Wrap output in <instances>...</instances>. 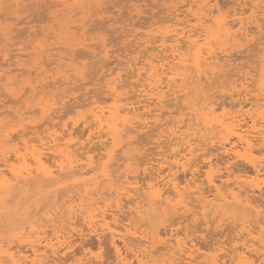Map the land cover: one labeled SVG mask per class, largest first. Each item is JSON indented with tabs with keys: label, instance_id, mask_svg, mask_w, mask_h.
I'll return each mask as SVG.
<instances>
[{
	"label": "bare ground",
	"instance_id": "6f19581e",
	"mask_svg": "<svg viewBox=\"0 0 264 264\" xmlns=\"http://www.w3.org/2000/svg\"><path fill=\"white\" fill-rule=\"evenodd\" d=\"M24 1L25 0H3L5 4H10L12 8L15 7L13 10L15 14L17 13V11H19L18 9H20L19 7L23 5L22 3ZM32 1H30V3ZM34 1L36 5L33 4ZM34 1L32 2V4L35 6L38 5L37 2L39 3V1H41V4H43L42 1L44 2V0ZM47 1L50 5H48L47 7L46 5H43L44 8L46 7L48 9L50 6H55L60 8L62 7L60 10H67L66 16L70 18H67L66 22L61 25V31L64 33H61V35L65 36L69 34L70 36V24L77 23V21L80 22V24L77 23L78 26L74 24L75 27H78L76 28V32H78L77 29H81L83 27L85 23L84 21L86 17H88L86 16V12L88 9H90H86V6H89L90 3L91 5L92 3H95L97 6V4H100L99 2H103L105 0H45L44 4H46ZM184 1L185 0H180L179 3L184 4L185 2H187ZM232 1H234V3ZM232 1L231 2L234 6L232 7V9H230L231 11L229 10L230 12L227 11V13L229 12L230 15L225 16L226 23L223 26H220L219 24H215L214 11L218 14L222 12V7H212V5H217L220 3H211V0H188V2L185 4L186 7L184 9H180L181 5H177V0L176 2L175 0H162L163 9H161L166 14H163V17H159V19L164 25L156 28V30L155 28H153L154 30L149 29L137 31L136 29H131L129 30V32L127 31L126 36L130 37L131 39H127L130 43H126L134 47L130 48L126 44L127 47H125V49L127 50L129 48V50H127L124 55V51L121 52L122 56L120 57V59H116V64H113V67L104 69L103 73L101 71L102 75H99L100 77L98 79L95 78V81L97 82L93 81V76H91V79H93L92 82L90 79V81L87 80L89 81L87 82L85 80L87 78L84 77H89V73L86 75L88 71L87 69L90 70V68L92 67L93 70H95L93 64L97 59L90 60L92 62L94 61L93 64L91 63V65L93 66L90 67L89 65L90 68H87L85 63L80 64L81 62L79 63L78 60H76V57H80V55L82 53L84 54L85 51L82 52V50H79L80 54L78 53L79 55L77 54L75 56L74 53V57L69 54L71 53V50H74L70 47H78V45H80V47L85 46L84 44L88 43L87 41H85V38H77V41L73 45L70 43L71 45L69 46V51H67L68 49H65V51L68 52V55L65 56L67 53L65 55H61L60 52L57 53L56 50L53 53V46L52 48L49 47L51 46L53 41L47 38L51 35L47 36V34L43 32L45 37H47L44 38V40L46 39L45 42H43L44 44L35 47L36 51L34 52L38 54H34V56L36 55L37 57V59L34 60L35 62L32 59L34 58L32 56L33 49H30V52H27L28 46L26 47L25 51V48H23L22 44V48L20 47L21 52H27L29 54L27 58L32 57L30 59V62L32 61V63L34 62V64L30 63L29 65H33L34 69L33 66L32 68H29V60L25 58L27 60L25 61L28 63L23 62L24 67H26L27 65L29 69L24 71L27 68L26 67L25 69L23 68L24 70H19L27 73L26 75L28 76H31L33 72H35V76H37L36 74H38V72L45 73V75H43L44 77L40 81H32L34 78L33 76L31 77V80L29 79V77H26L27 79L23 77L25 79H23L24 81L22 80L23 83L18 82L21 81V78L17 79L18 81L15 83L9 74L11 71L3 69L2 66V68L0 67V86L4 89L3 92L5 91L6 94L10 95L9 97H12L13 100H16V98L20 97L19 94L22 91L23 94L27 90H30L31 93L30 97H27L25 99L20 98V101L17 100L16 102H14L15 104H19L17 105V107L10 108L13 104V100H10V103H12L10 107H8V105L7 109L3 108L4 110H8V108L10 109L9 112L7 111V113L11 115V118L9 117L10 119L0 120V150H2L4 153V155H0V170H8V175L11 176L13 166H15V171L18 173V175L14 177L11 185L5 188H0V205L3 199L7 197L8 194H10L11 190H13L14 186H16L18 183H20V186H22V184L23 186H31L32 182L40 180L48 182L51 185L60 186L66 178H73L75 180L82 179V177L86 173L90 172V170H93L96 167V162H99L100 159L104 157V155L107 156V159L106 162L102 163V172L100 173H102L101 176L103 179L105 178L106 180L111 181V184L108 187H102L101 185H99V183L101 184V179L100 182L99 180H97L99 183H94V181L92 182V180L89 179L91 183L88 184V180L85 182L83 181V184L85 186L83 185L81 188L77 187V189L74 190L66 188L68 190L65 189L66 193L64 194V198L62 199V204H58L59 206L57 205L55 206V208L53 206V214L51 213V216L45 214L47 215V217L45 216L46 225L44 226L47 228L48 226L51 227V229H48V231L50 230V233L46 234V229H40L42 224L40 226L37 225L39 226L40 230L36 231L35 233L38 234L40 232V234L42 233L43 235H37V237H35L34 239L26 242V251H24L23 248L16 249V247L15 251H9L6 248H2V243L0 246L3 250L0 248V253L6 252L7 255L0 254V262L11 260L20 261L27 257L25 264H57V261L61 262V260H63L66 255H68V253H72L77 243V241L75 242L73 239L74 235L82 239L84 236H81V232H84L85 228H87V231L91 233H96L99 229L100 231L95 235L99 236V234H103L109 236V242L113 248L115 256L114 261L116 260L115 264H125V262H127V264H141V262H144V264H150V262L151 264H193V262H195V264H233L234 261L241 258L242 253L247 255L249 259H255L257 261L260 259V250L262 246H264V243H262L263 240H261V228H264V224L261 223V220L264 219V217L260 216L259 218H252L250 217V215L248 216V214L250 212H254L251 214H253L254 216H259L258 213L262 208H264V195H262V189L264 188H260L261 185L259 186L258 183L260 176H262L261 171L260 168L256 167L258 164L256 165V161H254L255 166L252 165L254 167V169L252 168V170H254L253 174L247 175V172L244 175H234L233 172H235V170L233 171V167L231 168V165L233 164L231 162L238 158L237 153H240L242 155L246 154L249 157L254 150L260 152V146L264 144V123H262V120H264V90L261 89V82L262 80H264V66L261 68V79L258 80L257 83V89L259 92L255 93L256 91H253L254 88L252 90L248 89V84H250L248 82L253 81V76L250 75L251 71L247 72L246 70L248 69H245L244 71L243 66L233 67L234 62H230V60H232L233 58H228L230 55L224 53V51H226V47L224 48L223 45L219 44V42L225 44L227 40H230V42L232 44H235V46L237 47L251 41H253L254 43L255 39H253L252 37H255L256 34L260 35L259 28L257 27L255 22L249 25L248 20L251 17L249 15L244 16V14L245 12H248L249 14L252 13L253 9L251 5L259 6L261 0ZM109 3L106 5H109ZM148 3L150 2L148 1ZM26 4H28V2H26ZM201 5H207V7L201 8ZM245 5H249V7L245 8ZM110 7L111 6H109V8ZM23 8L24 7H22V9ZM92 8L94 9L95 6H92ZM8 9L9 8L6 9L8 12L12 11V9L10 11ZM103 9L104 8H102V11ZM105 9H107V7ZM161 9H156L158 12L157 16L159 15V11H161ZM3 10L0 9L1 12ZM38 10L36 11L35 9V12L37 13ZM42 10L43 8H41L40 11ZM57 10L55 9L54 11H52L53 15H51L50 13H47V15H51V17L54 16L56 18V16L58 17V15L56 14H59L58 12L56 13ZM133 10L135 11V15L138 18V16L141 14V9L138 10V6L134 5ZM146 10L144 12H146ZM72 11H74L73 14L75 15L82 14V16L79 17V20L78 18L76 20L71 19L73 17V14L71 13ZM92 11H90V13H92ZM43 13L45 12H42V14ZM120 13H117L119 14L118 19L120 18ZM256 13L258 19L259 7H257L256 9ZM32 14H34L35 16V13L32 12ZM37 14L38 17L40 14V16L44 19L47 17V15L45 17L44 14L42 16L41 12H38ZM149 14L148 16L150 19L148 21L153 18L150 17L151 14ZM210 14L212 15L211 21H209ZM13 16L11 15L10 18H7L12 19L11 17ZM18 16L19 14H17L16 17ZM142 16L139 17L141 18V20H138L136 18L138 22L142 21ZM228 16L233 17V19L231 18L232 21L228 19ZM16 17L15 20H17ZM68 19H70L69 22H67ZM241 19H243L244 27L239 32H237V29L240 28ZM18 20L22 21V18L19 17ZM87 20L88 18L86 19V21ZM116 20L117 19H115L114 21ZM19 21H17V24L20 23ZM51 21L49 22L48 26H50ZM90 21L93 22V20ZM104 21L107 22L108 20ZM130 21L131 20H129V22ZM205 21L209 22L205 23ZM56 22L54 23L56 24ZM129 22L125 24L129 25ZM156 23L158 22L156 21ZM149 24L154 23L150 22ZM25 25L27 26V24ZM132 25L134 26L136 24L132 23ZM235 25L237 26V28L233 30V26ZM100 26L101 25H99V27ZM6 27L7 26H5L4 29H6ZM24 28L25 26H23L22 32H25L26 28ZM92 28H94V26L91 27V29ZM105 28L107 27L105 26ZM114 28L117 29V27ZM12 29H15L16 32V27L14 28L13 26ZM17 29H20L19 32L21 31V28L17 27ZM3 30L0 32H8V30ZM45 30H47L46 27ZM56 31L58 30L56 29ZM74 31H72L71 34H73L74 39H76L77 35L76 33L74 34ZM87 31L85 33L86 35L88 34ZM95 32H97V30ZM107 32L109 33L108 29L106 33ZM125 32L126 31H124L123 33ZM120 33L122 32L120 31ZM120 33L118 34V36L120 35ZM54 34L56 36V32ZM20 35L22 34L19 33V36ZM61 35L58 34V36ZM123 35L125 36V34ZM7 36H9L8 33L4 38L8 39L9 37ZM109 36L111 37L112 34ZM74 39L72 41H75ZM118 39H116L117 44L119 42ZM1 40L2 39L0 38V42ZM47 41L52 42L47 43ZM112 41L114 42L115 40ZM113 42L111 43L109 41L111 45H113ZM97 43L99 44H95L100 48L97 50L98 47H93V49L95 50V53L97 51L99 52V54L101 53L100 55L103 57L104 61V58L110 56L109 54L111 53L108 54V52L112 49L108 50L107 44L104 40H100ZM6 44L9 45V43ZM228 44H226V46ZM258 44H261V42H259ZM55 45L57 46L56 43ZM120 45L122 46V44H119V46ZM250 45H255V43ZM62 46L60 47L62 48ZM60 47L58 46L57 48L59 49ZM67 47L68 46H66V48ZM85 48L86 47H84V50ZM76 49L75 51H78V49ZM88 49L90 50V47ZM217 49H219L220 51H217ZM15 50V52H17V49ZM244 50H242L243 54ZM18 51H20V49H18ZM118 51H120L119 48ZM118 51L115 52L117 53ZM86 52L89 53L88 50ZM248 52L247 54H249ZM8 54L10 53L8 52ZM11 54L13 53L11 52ZM15 54L16 53H14V55ZM23 54L21 53L20 55ZM96 54H93L94 57H97ZM3 55L5 56L6 54ZM69 55L70 57H68ZM86 55L87 54L85 53V56L81 55V57H86ZM89 55L92 54L89 53L87 55L88 59ZM117 55L120 54L117 53ZM52 57L54 58L53 60L50 59ZM114 57L116 56L114 55ZM43 58L45 59L43 60ZM100 58L97 60V62H99ZM47 59L51 60V62H48ZM68 59L69 62H67ZM9 61L12 62L10 59ZM46 61L47 63H45ZM90 61L88 60L87 63H89ZM42 63H45V65L55 64V67L50 66V68H54L53 71L49 68L47 71V68H44ZM111 63H113V61ZM243 63L246 64L247 61ZM101 64L102 63H100V65ZM18 65L19 67H17V62H15L12 68H20L21 64L19 63ZM257 65L256 67H258ZM109 66L111 65L109 64ZM84 67L87 68H85L87 71L84 70ZM251 68L253 69V67ZM49 70L52 71L50 74L48 73ZM231 70H233L232 73ZM22 72L17 76L20 77V74L24 76L25 73ZM223 74L225 76L227 75V78L230 76L232 79L231 80L229 78L231 80V82L229 83L231 90L229 98L231 99L233 104H235L234 106L230 105L231 102L226 103L227 101L225 103H221L220 101L218 105L216 103L217 100H214V96H218V94L214 95L212 92H210L213 87H216V83L221 77H223L224 81ZM234 76L238 77L234 79ZM57 78H61L60 80H58V82L60 81L59 83L56 81ZM72 79L78 81L79 84L82 81L81 79H83L87 83H92V85L94 82V84L96 85L94 89L96 91L98 89L99 91H93V93V89L91 88L92 90L90 91V93L92 92L93 94L88 93L90 95L87 94L88 96L86 98L84 97L85 99H80L81 101L75 99L74 103L71 102L73 104H69V106L66 103L68 100H71V98L74 99V91L72 90V88L76 87V84L74 85V83L76 82L72 81ZM47 80L51 81L48 82ZM72 82L75 87L70 86L71 89H69L73 93L67 91L69 90V86H66ZM19 83L21 85H19ZM81 83L83 84V82ZM251 84H253V82H251ZM13 85L16 86L15 89H12ZM18 85L21 86V88H17L19 87ZM61 85L66 86L67 89H63L64 86L60 88ZM26 88L28 89L26 90ZM238 88L240 89V91H236V89ZM79 89L80 88H78V90ZM14 90L18 93H16ZM193 90L195 92L196 101H187L186 98ZM78 92L79 91H77V95H80L78 94ZM86 93L82 94L85 95ZM23 94L21 93V95ZM1 95L4 96L5 94ZM8 95L6 96L8 97ZM224 95L225 94L223 93V95L221 96ZM6 100L7 102H9L7 98ZM192 102H194L196 105H192ZM4 103L5 104L3 105L5 107V105L7 104L5 101ZM215 104H217L222 111V114L220 113L221 117L216 118L215 123L217 124V126L214 127L216 128V130L213 128L215 120L213 121L212 116L216 115L213 113L215 111L214 109L219 108H216L218 106H215ZM245 104L247 107L244 109L243 106ZM13 106L15 105L13 104ZM0 109L1 111L6 112L2 109V107H0ZM181 109H186L188 112L184 114ZM38 112H40L39 115L41 116H36ZM71 113H75L73 115H75L76 117H74V120L71 119L72 121L67 123L73 126H65L66 121H70L69 118L63 123L58 122V120H61V118L65 115L70 114L68 115V117H70L72 115ZM176 113L178 115L173 116ZM184 115H188V117ZM79 117H84V119H79ZM36 118H39V120L43 121H40L38 126L36 125L39 121L36 122ZM56 119H58L57 122L55 121ZM86 123L89 125V127L87 128H85ZM77 125L81 126L80 128H82V132H84V135L80 134L82 133L80 132L81 130H79V134L78 132H76L78 130ZM13 129H19V131H13ZM147 131L148 134L150 132L149 135L150 137H152L149 139L147 137V140L150 141V139H153L151 140V142H149L153 143V147L150 148L152 149L155 146L156 149L154 148L155 151L152 149L153 151L151 152L154 153L153 155L149 154L147 155V157H145L144 155V158L140 159V161H137L135 158L137 157L138 153L135 152V150L138 147L141 150V147L144 146V143L139 144L142 145L141 147L139 145H137L136 147L135 144L139 141H137L136 139H138L137 137H140V135H143L141 133H146ZM233 132H235L236 135H232ZM89 133H91V136H89ZM9 136L12 137V143L10 145L5 143L6 139ZM143 136L141 137V141L143 138H145ZM230 138H234L233 141H231ZM144 141H146V139H144ZM216 145L218 146L217 150L219 151V153L223 154L226 158V162H219L221 165L218 162L214 161V156L212 154L213 152H211L212 147H215ZM9 148L12 149V154L7 158V163H5V157L7 156ZM17 148H19V152H17ZM116 152H118L117 156L115 154ZM143 152L141 154H143ZM141 154L139 155L141 156ZM18 155L20 157L19 160H17ZM256 155L258 157V153H256L255 156ZM218 158H221V155L220 157L218 156ZM251 159L252 158H250V160ZM196 162H198V164ZM132 163L133 165H131ZM134 163L137 164L139 168ZM130 166L134 168L137 167V169L133 170L134 168H131ZM130 168L132 170H130ZM209 169L213 170L211 182H209ZM238 172H240V170ZM180 173H188L189 176L185 179H180V177L182 176ZM179 174L181 175L180 177ZM262 174L264 176V172ZM161 177H163V180H161ZM116 183L118 186L115 185ZM78 184L76 185L78 186ZM91 184L93 185L91 186ZM159 184H163L162 189L157 187V185ZM149 185H152V187H149ZM185 185H187V187H185ZM73 187H75V185H73ZM177 187L179 188V192H177ZM57 192L61 191L57 190ZM161 194L163 196V199H157V196ZM111 197L114 201V208L112 211H110V207L113 205L112 203V205L110 204L111 206L109 207L110 210L106 209V203H109L110 201L109 200L106 202V200L110 199ZM123 199L126 200L124 201L125 203H121ZM177 200L179 201V203H177ZM100 202H103L105 204V208L103 207L104 205H100ZM87 204L93 206L92 208L96 207L94 208L95 211L92 212L91 210L94 209L91 208L90 210H88L89 208L86 209ZM95 204H99L101 206L98 207L100 210L96 211L98 208L97 206H95ZM124 207H126V210H124ZM6 210H8V208ZM157 212H159L160 215L157 214L159 216H156ZM1 213L2 212H0V214ZM83 213L85 215H83ZM124 213L125 217L122 218V215ZM80 214H82V218L80 217V219H77L78 223L79 220L82 219L85 226L87 227L83 228L84 225L83 222H81L83 227L77 229L70 223L76 224L75 221L77 220L72 221V219L75 216L77 218V216ZM230 214L235 216L237 214H241V217L240 215L236 216L239 217L240 220H242L238 221L241 227L236 223V221L238 220L237 218L236 221L235 219H233L235 225L232 226V229L228 230V228H226V226L224 225L226 222L224 223L223 219H225L226 215ZM120 216L122 219H120ZM157 217H166L167 219H169H166V221H168L166 222V228L164 226H161L163 228H161L163 231H160L162 233H166L165 235H162V233L160 235L159 228L157 227H155L156 229H154L156 231L150 233L149 230H147L143 226L144 224L146 225L147 222H149L150 224V219L152 220V218L154 219ZM227 217L230 218L229 216H226V219ZM249 221L253 224L247 225ZM78 223L77 225L80 224ZM89 224L92 226L91 229L88 228ZM200 225L204 228H201ZM228 225L231 226V223ZM194 226L196 228L198 227L199 229L194 228ZM224 226L228 231L231 232L232 230L233 232H231L230 234L228 232H225L226 230ZM34 227L33 229L36 228ZM31 228L30 230H33ZM210 228L213 230V232L215 231L211 234L212 236L213 234H215V238H212V240L210 238L208 239V241H212L210 242V244L208 243V241H206L207 245H209H205V247L207 248L205 251H203L202 248H199L200 246L198 247V244L196 242V233L199 230V232H205V230H209ZM17 229L19 228L17 227ZM27 229L29 230V228ZM242 229H246V231H242ZM253 230H256L257 232L254 233H256L255 235H258V243L255 238L253 239L256 242H254L253 239H250V237H255V235H252ZM226 233H228L229 235ZM225 234L226 237H224ZM29 235H31L30 232H26V236L28 237ZM86 236L88 237V235ZM118 241L121 243V245L118 244ZM7 244L10 245V242H8ZM69 244L71 245V249L66 246ZM18 245H20L19 242ZM5 246L7 247V245ZM224 248L225 252H220ZM117 250H119V252ZM79 251H81L80 253L78 252L79 255L75 253L71 254L70 257H72V261H77L81 258H89V256H87V254L89 253L84 250ZM221 253L223 254L220 255ZM68 256L65 259L70 258Z\"/></svg>",
	"mask_w": 264,
	"mask_h": 264
},
{
	"label": "rangeland",
	"instance_id": "374dc122",
	"mask_svg": "<svg viewBox=\"0 0 264 264\" xmlns=\"http://www.w3.org/2000/svg\"><path fill=\"white\" fill-rule=\"evenodd\" d=\"M26 1V0H25ZM24 1V2H25ZM30 1H32V0H30ZM30 1H26V2H28V4H26V2L24 3H22L23 5H21L19 8L20 9H18L19 11H17V13L15 14L14 12H13V10H14V8L15 7H13L12 8V6L9 4V6L10 7H8L9 9V11L12 9V11H10V12H8L7 10H3V9H1V10H3L2 12L0 11V31H2L4 28H5V26H7L6 27V29H4L3 31H6V30H8V32L6 31V33H4V32H0V38L2 39L1 40V42H0V51H1V53H0V67L2 66L3 67V69H5V70H10L11 72L9 73L10 74V76L12 77V79L14 80V82L16 83L18 80L17 79H20L21 78V81H18V82H21V83H23L22 82V80L24 79L23 77H29V79L31 80L32 78L31 77H33L34 76V78H33V80L32 81H40V80H42V78L44 77L43 75H45V73H43V72H41V73H39L38 72V74H36L37 76H35L34 74H35V72H33L32 74H31V76H28V75H26L27 73H25V72H22V71H20V70H24L26 67V69L24 70V71H26L27 69H29V68H32V66L33 65H29L30 63L31 64H34V60H36L37 59V57H36V55H38L37 53H35L34 51H36V48L35 47H37V46H39V45H41V44H44L43 42H45V40H44V38H46L48 35L50 36V37H47L49 40H52L53 41V43L51 44V46H49V47H51L52 48V46H53V53H54V51L56 50L57 51V53H59L60 52V54L61 55H65L66 53V55L65 56H67L68 55V52L67 51H69V46L72 44H74L76 41H77V38L79 39V38H85V41H87L88 43H86L85 41V43L87 44H84L85 46H81L80 47V45H78V47H76V46H72V47H70V48H72V49H74V50H71V53H69V54H71V56L72 57H74V55L76 56L78 53H79V50H82V52L83 51H85L84 52V54L82 53L81 55H84L85 56V53L88 55L89 53L90 54H96V53H98L99 54V52L97 51L100 47L99 46H97L99 43H97V42H99L100 40H104L105 41V43L107 44V48H108V50L109 49H112V50H109V52H108V54L109 53H111V54H109L108 56L109 57H106V58H104V61H103V57L99 54V56L100 57H102V58H100L99 56H98V54H96L97 55V57L95 58L94 57V55H93V57H92V55H89L88 57H89V59L87 58V55H86V57H81V55H80V57L78 56V57H76V60H78V62L80 63V64H83V63H85L86 64V66H87V68H90L91 66H93L94 65V69L95 70H93V68L91 67L90 68V70L89 69H87L86 67H84V70L85 71H87V73H86V75L88 74V76L89 77H87V76H84V77H86L87 79H85L86 81L87 80H91V82H92V80L93 79H91V76H93L92 78H94V80L93 81H95L96 79H98L102 74H101V71H102V73H103V70L104 69H107V68H111V67H113L114 65L113 64H116V59H120V57L122 56V54H121V52H123L124 51V53H123V55L125 54V52H127V50H129V48L126 50L125 49V47H127V46H129L130 48H133L134 46H132V45H128L126 42H129L127 39H131L130 37H128V36H126L127 34V31L129 32V30H131V29H136L137 31H139V30H149V29H153V28H155V30H156V28H158V27H161V26H163L164 24L161 22V20L159 19V17H163V14L165 15L166 13H164L163 12V5H162V0H126V2H125V0L123 1H121V0H105L106 1V3H105V1H103L104 2V5H103V2L101 3V2H99L100 4L99 5H101V6H99L98 4H97V6H96V4L94 5L93 3H92V5H91V3L89 4V6L87 5L86 6V9L87 8H90V9H88L87 10V15L86 16H88V17H86V19L88 18V20L86 21V19H85V23H84V25H83V27L81 28V29H77V31L78 32H76V28H78V27H75V25L76 26H78V24H80V22H78L77 21V23H72V24H70L71 25V29H70V36H69V34L68 35H65V36H63V35H61V33L62 34H64L62 31H61V25L62 24H64L65 22H66V19L67 18H70V17H67L66 16V13H67V10H60L61 8L60 7H55V6H50L48 9L46 8L48 5H50L49 3H48V1L46 2V4H44L45 3V0H44V2L42 1V3L43 4H41V1H39V3L37 2V6H35L36 4H35V1H34V3L33 4H35V5H33L32 4V2L30 3ZM109 1H110V3H109ZM112 1V2H111ZM113 1H115V2H113ZM148 1L150 2V3H148ZM170 1H172V0H170ZM174 1V0H173ZM178 2H176V0H175V2L176 3H178L177 5L178 6H180L181 8L180 9H184L185 7H186V3L188 2V0H185V1H187V2H185L184 4H181V3H179V1L180 0H177ZM230 1V2H229ZM229 1H227V0H221V2H220V0H211V3H214V2H217V3H220V4H217L218 6V8H221V10H222V12H224V13H227V11H229L230 9H232V7L234 6L233 4H232V2L234 3V1H232V0H229ZM232 1V2H231ZM48 3V4H47ZM109 3V5H106V4H108ZM119 3V4H118ZM123 3V4H122ZM226 4V5H224V4ZM25 4V5H24ZM32 6H31V5ZM145 4V5H144ZM147 4H149V5H147ZM229 4V5H228ZM43 5L45 6L46 5V7L44 8L43 7ZM116 5V6H115ZM134 5H136V6H138V10H140V12H141V14L138 16V18H137V16L135 15V11L133 10V8H134ZM144 5V6H143ZM152 5V6H151ZM158 7H157V6ZM228 5V6H227ZM230 5H232V6H230ZM92 6H95V10L92 8ZM99 6V7H98ZM102 6H104V7H102ZM109 6H111L110 8H109ZM148 6V7H147ZM22 7H24L23 9H22ZM27 7H30V8H27ZM33 7V8H32ZM35 7H40L39 8V10H38V8H35ZM96 7H97V9H96ZM107 7V9H105ZM125 7V8H124ZM146 7H147V10H146ZM159 7H160V9H161V11H159L160 13H159V15L157 16V14H158V12H157V10H160L159 9ZM36 9V11L38 10V12L40 13L41 12V15L43 16V14H44V16L46 17V15H47V13L49 14H51V15H53L52 14V11H54L55 9L57 10L56 11V13L58 12L59 14H56V15H58V17L56 16V18L53 16V17H51V15H47V17L44 19L43 17H41L40 16V14H39V17H38V12L36 13L35 12V9ZM41 8H43V10L42 11H40L41 10ZM55 8V9H54ZM92 8V9H91ZM102 8H104L103 9V11H102ZM109 8V9H108ZM122 8H123V10H122ZM25 9V10H24ZM27 9V10H26ZM29 9H30V12H29ZM34 9V10H33ZM142 9H143V11H142ZM157 9V10H156ZM227 9V10H226ZM22 10V11H21ZM33 10V11H32ZM49 10H50V12H49ZM95 11V12H93L92 11V13H90V11ZM99 10V11H98ZM114 10V11H113ZM124 10H125V12H124ZM146 10V12H144ZM225 10V11H224ZM4 11H5V13H4ZM6 11H7V13H6ZM74 11H76V10H74ZM74 11H72L71 13L73 14V12ZM99 12V13H97V12ZM105 11V12H104ZM108 11H110V12H108ZM147 11H149L150 12V14L152 15H150L149 14V12H147ZM154 11H156V12H154ZM165 11V10H164ZM231 11V10H230ZM229 11V12H230ZM25 12V13H24ZM32 12L33 13H35V16H34V14H32ZM42 12H45V13H43L42 14ZM105 14H104V13ZM114 12V13H113ZM120 12H122V13H120ZM129 12V13H128ZM154 12V13H153ZM228 12V13H229ZM245 12V11H244ZM9 13V14H8ZM28 13V14H27ZM95 13V14H94ZM117 13H120L121 15L119 16L120 18L118 19V15L119 14H117ZM125 15H124V14ZM128 13V14H127ZM144 13V14H143ZM17 14H19V16L18 17H16L17 16ZM20 14H21V16H20ZM90 14H94V15H90ZM148 14L150 15V17H153L150 21H148L150 18H149V16H148ZM217 13L214 11V16L216 15ZM15 16L16 17V19L17 20H15V17L13 16V17H11L12 19H9L10 18V16ZM105 15V16H104ZM111 17H110V16ZM117 15V16H116ZM135 15V16H134ZM142 15H144V16H142ZM155 15V16H154ZM160 15H162V16H160ZM249 15V13L248 12H245V14H244V16H248ZM63 17V18H60V17ZM82 16V14H77V15H75V14H73V17L71 18L72 20L74 19V20H76L77 18H78V20H79V17H81ZM101 16V17H100ZM104 16V17H103ZM108 16V17H107ZM131 16H133V17H131ZM140 16H142L143 18H142V21H137V19L139 20H141V18H139ZM148 16V17H147ZM157 16V17H156ZM7 17H9V18H7ZM19 17H21L22 18V21H23V23H22V21H19L18 20V18ZM35 17V18H34ZM107 19H106V18ZM110 17V18H109ZM115 17V18H114ZM117 17V18H116ZM3 18H5V19H3ZM43 18V19H42ZM48 18H50V19H48ZM54 18V19H53ZM95 18H97V19H95V21H94V19ZM99 18H101V19H99ZM103 18H105V19H103ZM112 18V19H111ZM113 18H114V20L115 19H117L118 20V22H117V20L116 21H114L113 20ZM122 18V19H121ZM133 18V19H132ZM137 18V19H136ZM155 18V19H154ZM233 19V17H231V16H228V19L230 20V21H232V19ZM31 19V20H30ZM42 19V20H41ZM48 21H47V20ZM110 19V20H109ZM125 19V20H124ZM131 20L130 22H129V20ZM33 20V21H32ZM36 20V21H35ZM44 20V21H43ZM52 20V21H51ZM56 20H57V22H56ZM62 20V21H61ZM69 20L70 19H68V21L67 22H69ZM90 20H93V22L92 21H90ZM104 20H108L107 22L106 21H104ZM120 20V21H119ZM134 20H135V22H134ZM153 20H154V22H153ZM17 21H19L20 23L19 24H17ZM25 21V22H24ZM28 21V22H27ZM30 21V22H29ZM51 21V24H50V26H48V24H49V22ZM59 21H61V22H59ZM104 21V22H103ZM112 21V22H111ZM122 21V22H121ZM125 21V22H124ZM148 21V22H147ZM156 21L158 22V23H156ZM13 22V23H12ZM54 22H56V24L54 23ZM91 22V23H90ZM97 22V23H96ZM114 22V23H113ZM127 22H129L128 24L129 25H126L127 24ZM138 22V23H137ZM141 22V23H140ZM145 22H146V24H145ZM154 23V24H149V23ZM5 23V24H4ZM14 23H15V25H14ZM53 23V24H52ZM57 23H58V26H57ZM105 23V24H104ZM126 23V24H125ZM132 23H135L136 25H132ZM144 23V24H143ZM149 25H148V24ZM25 24H27V26L25 25ZM46 24V25H45ZM75 24V25H74ZM89 26H88V25ZM103 24V25H102ZM113 24V25H112ZM124 24V25H123ZM144 26H146V27H144ZM2 25H3V27H2ZM54 25V26H53ZM87 25V26H86ZM90 25H91V27H93L94 26V28L95 27H98V28H92L91 29V27H90ZM96 25V26H95ZM99 25H101L100 27L103 29H101L100 27H99ZM121 25V26H120ZM123 25V26H122ZM126 25V26H125ZM13 26H14V28L16 27V32H15V29H12L13 28ZM23 26H25V32H22L23 31ZM36 26H37V28H36ZM56 26H57V28H56ZM102 26H104V27H102ZM105 26L107 27V28H105ZM141 26V27H140ZM144 28H143V27ZM10 27V28H9ZM12 27V28H11ZM17 27L18 28H21V31L19 32V30L17 29ZM40 27V28H39ZM45 27H46V29L47 30H45ZM52 27V28H51ZM72 27H74V28H72ZM114 27H117V29L116 28H114ZM234 28H233V30H235L236 28H237V26L235 25V26H233ZM3 28V29H2ZM36 28V29H35ZM49 28H50V30H49ZM85 28H86V30H85ZM105 28V29H104ZM123 28V29H122ZM143 28V29H142ZM2 29V30H1ZM11 30V32H10V30ZM42 29V30H41ZM56 29L58 30V31H56ZM107 29L109 30V33L107 34L106 33V31H107ZM112 29H114V30H112ZM116 29V30H115ZM125 29V30H124ZM39 30V31H38ZM75 30V31H74ZM88 30V31H87ZM94 30V31H93ZM97 30V32H95ZM154 30V29H153ZM41 31V32H40ZM47 31V32H46ZM50 31V32H49ZM72 31H74V34L76 33V35H77V37H76V39H74V35L73 34H71L72 33ZM86 31H87V35L85 34L86 33ZM104 31V32H103ZM116 31V32H115ZM120 31L122 32V33H120ZM124 31H126L125 33H123ZM10 32V33H9ZM17 32H19L20 34H22L23 36H25V37H23L22 35H20L19 36V33H17ZM35 32V33H34ZM40 32V33H39ZM45 34H47V36L45 37V35H44V33ZM56 32V36H55V33ZM114 32V33H113ZM120 33V35L118 36V34ZM4 33V34H3ZM7 33H8V35L9 36H7V37H9L8 39L7 38H4L5 37V35H7ZM12 33H14V34H12ZM28 33H30V34H28ZM42 33H43V35H42ZM78 33V34H77ZM112 34V36H114V37H110L109 35H111ZM17 34V35H16ZM58 34H60L61 36H58ZM91 34V35H90ZM122 34V35H121ZM123 34H125V36L123 35ZM2 35V36H1ZM11 35V36H10ZM40 37H39V36ZM75 35V36H76ZM86 35V36H85ZM89 35H90V37H89ZM29 36V37H28ZM95 37V38H93V37ZM3 37V38H2ZM11 37V38H10ZM57 37V38H56ZM64 37V38H63ZM68 37H69V40H68ZM110 37V38H109ZM120 37V38H119ZM124 37V38H123ZM125 37H127V38H125ZM40 38H42V39H40ZM55 38V39H54ZM65 38H66V40H65ZM88 40H87V39ZM93 38V39H92ZM108 38V39H107ZM113 38V39H112ZM119 38V39H118ZM257 38V39H256ZM4 39V40H3ZM11 39H13V40H11ZM40 39V40H39ZM75 40V41H72V40ZM91 39H92V41H94V42H92L91 41ZM99 41H98V40ZM116 39H118V44L116 43L117 42V40ZM44 40V41H43ZM67 40H68V42H67ZM97 40V41H96ZM112 40H115L114 42L112 41ZM5 41V42H4ZM13 41V42H12ZM16 41V42H15ZM38 41V42H37ZM52 41H47V43L49 42V43H51ZM57 41V42H56ZM107 41H108V43H107ZM109 41L112 43L113 42V45H111V43H109ZM226 41V40H225ZM11 42V43H10ZM14 42H15V44H14ZM18 42V43H17ZM23 42V43H22ZM25 42V43H24ZM92 42V43H91ZM125 42V43H124ZM227 42V43H226ZM225 42V44H223V43H221V42H219V44L220 45H223V47L225 48L226 47V51H224V53H226L227 55H230L228 58L229 59H232V60H230V62H234V64H233V67L234 66H236V67H242L243 66V70L245 71V69H248V70H246L247 72L248 71H251L250 72V75H252L253 76V81H249L248 83H250V84H248V89H253V91L255 92V93H258L259 91H258V89H257V83H258V80H260L261 79V71H262V67L264 66V64H263V62H264V46H262L261 44H258L259 42H260V39H259V35L258 34H256V36H255V40H254V43H255V45H250V44H254L253 43V41H251V42H248V43H246V44H242L241 46H235V44H232L231 42H230V40L228 41H226ZM6 43H9V45L10 44H12V45H8V44H6ZM55 43L57 44V46L55 45ZM63 45H61V44ZM71 43V44H70ZM96 45H94V44ZM130 43V42H129ZM230 44V46H229V44ZM242 43H243V41H242ZM250 43V44H249ZM19 44V45H18ZM22 44H23V48H25L24 50L26 51V47L28 46V48H27V52H30V49H33V52H32V56L35 58H32V57H29V58H27L28 56H29V54L27 53V52H21V48H22ZM89 44H91V45H89ZM116 44V45H115ZM119 44H122V48L119 46ZM126 44H127V46H126ZM226 44H228L227 46H226ZM249 44V45H248ZM8 45V46H7ZM26 45V46H25ZM225 45V46H224ZM25 46V47H24ZM54 46H56V47H54ZM60 47V46H62V48L60 47L59 49L57 48V47ZM65 46V47H64ZM66 46H68L67 48H66ZM92 46V47H91ZM115 46V47H114ZM10 47H11V49H10ZM21 47V48H20ZM78 49V51H75V49L76 48ZM84 47H86L85 48V50H84ZM90 47V50L88 49V48ZM93 47H98L97 48V52L95 53V50L93 49ZM114 47V48H113ZM119 48V50L120 51H118V48ZM241 47H242V49H241ZM244 47V48H243ZM247 47V48H246ZM10 50H9V49ZM14 49V51H13V49ZM81 48V49H80ZM121 48V49H120ZM228 48V49H227ZM246 48V49H245ZM250 48H252V49H250ZM5 49H7V50H5ZM15 49H17V52H15L16 50ZM18 49H20V51H18ZM65 49H68L67 51H65ZM76 49V50H77ZM88 50V52L89 53H87L86 51ZM91 49H92V53H91ZM116 49V50H115ZM126 51H125V50ZM236 49V50H235ZM245 49V50H244ZM257 49V50H256ZM9 50V51H8ZM29 50V51H28ZM93 50H94V52H93ZM122 50V51H121ZM242 50H244V54H243V51ZM10 53V54H8V52ZM13 53V54H11V52ZM74 51V52H73ZM112 51V52H111ZM115 51H118L117 53H119L120 55H117V53L115 52ZM217 51H220L219 49H217ZM240 51H241V54H240ZM249 51V52H248ZM20 52V53H19ZM73 52V53H72ZM77 52V53H76ZM230 52H232V53H230ZM234 52V53H233ZM247 52L249 53V54H247ZM14 53H16L15 55H14ZM23 54V53H26V54H28V55H26V54H23V55H20V54ZM75 53V54H74ZM115 53V54H114ZM230 53V54H229ZM236 53V54H235ZM3 54H6L5 56L8 58V57H11V58H8V60L5 58V60H4V55ZM18 54V55H17ZM31 54V53H30ZM34 54H36L35 56H34ZM74 54V55H73ZM80 54V53H79ZM78 54V55H79ZM233 54V55H232ZM26 55V56H25ZM111 55H112V57H111ZM114 55L117 57H114ZM239 57H237V56ZM241 55V56H240ZM237 58H236V57ZM243 56V57H242ZM250 56V57H249ZM15 57V58H14ZM17 57V58H16ZM21 57H23V58H21ZM68 57H70V55L68 56ZM100 58V60H99V62H97V60ZM114 57V58H113ZM232 57V58H231ZM241 57V58H240ZM21 60H20V59ZM28 59L29 61V63L28 62H26L27 60L26 59ZM33 59V63H32V61L30 62V59ZM109 58H110V60H109ZM235 58V59H234ZM9 59L12 61V62H10L9 61ZM42 59V58H41ZM40 59V60H41ZM45 58H43V60H44ZM51 60H53L54 58L52 57V58H50ZM95 59H97V60H95ZM101 59H102V62H101ZM108 59V60H107ZM112 59H115V60H112ZM246 59V60H245ZM250 59V60H249ZM253 61H252V60ZM256 59V60H255ZM261 59H263V60H261ZM7 60V61H6ZM24 60V61H23ZM26 60V61H25ZM48 60V59H47ZM51 60H48V62L50 61L51 62ZM88 60L90 61V60H95V63H94V61L92 62V61H90L89 63H87L88 62ZM113 61V63H111L112 61ZM243 60V61H242ZM255 60V61H254ZM5 61V62H4ZM8 61H9V63H8ZM14 61V62H13ZM21 61V62H20ZM86 61V62H85ZM247 61V63H248V65H247V63L245 64V63H243V62H246ZM252 61V62H251ZM3 62V63H2ZM15 62H17V67H19V63L21 64V67L20 68H17V69H15V67H13L12 68V66L14 65V63ZM23 62L24 63H28V66H30L29 68H28V66L26 65V67H24V64H23ZM67 62H69V59L67 60ZM77 62V63H78ZM107 62V63H106ZM115 62V63H114ZM239 62H240V64H239ZM251 62V63H250ZM45 63H47V61L45 62ZM45 63L43 64V66H44V68H47L46 70L48 71V68L49 69H51L52 71H53V69L52 68H50V66H52V67H55V64H52V65H50V64H46L45 65ZM91 63L93 64V65H91ZM100 63H102L101 65H100ZM111 65V66H109V64ZM244 65H243V64ZM3 64V65H2ZM88 64V65H87ZM96 64V65H95ZM105 64H108V65H105ZM258 64V65H257ZM263 64V65H262ZM89 65H90V67H89ZM100 65V66H99ZM103 65H105V66H103ZM113 65V66H112ZM246 65V66H245ZM254 65V66H253ZM256 65L258 66V67H256ZM15 66H16V64H15ZM85 66V65H84ZM1 67V68H2ZM104 67V68H103ZM251 67H253V69L254 70H256L257 68V70L256 71H254ZM24 68V69H23ZM87 70H86V69ZM98 68V69H97ZM20 69V70H19ZM33 69H34V66H33ZM32 69V70H33ZM97 69V70H96ZM260 69V70H259ZM17 70V71H16ZM83 70V71H84ZM91 70H93V71H91ZM235 70V69H234ZM52 71H50L49 70V74L52 72ZM84 71V72H85ZM91 71V72H90ZM25 73V75L24 76H22V74H20L21 76L19 77V76H17V75H19V73ZM92 72H93V74H92ZM233 72V70H231V73ZM255 74H254V73ZM17 73V74H16ZM226 73H228V72H226ZM225 73V74H226ZM16 75V76H15ZM85 75V74H84ZM100 75V76H99ZM224 75V74H223ZM254 75H255V77H254ZM228 76H229V74H228ZM18 77V78H17ZM71 77H73V76H71ZM227 78V75L225 76L224 75V81H223V77H221L219 80H218V82L216 83V87H213L211 90H210V92H212L214 95H217L218 94V96H214L215 98H214V100L216 101V103L218 104V103H220V101H221V103L222 102H226V103H229V102H231V104L230 105H232V106H234L235 104H233V102L231 101V99L229 98V94L231 93V90H230V85H229V83L231 82V77L229 76L228 78H227V80H226V78ZM236 77H238V76H234L233 78L234 79H236ZM26 78V79H27ZM96 78V79H95ZM231 80H230V79ZM61 79V78H60ZM60 79H58L57 78V82H58V80H60ZM228 79H229V82H228ZM233 79V80H234ZM256 79V80H255ZM25 80V79H24ZM23 80V81H24ZM82 81L81 82H83V84L80 82V84H79V82L78 81H76V80H74V79H72V81H74V82H76V83H74V85L76 86H74L73 85V82L72 83H70V84H68V85H66V86H69L68 87V89L70 88V86L72 87V86H74L75 88H72V90L74 91V93L73 92H71V88L69 89V90H67V91H69V92H71V93H73L74 94V99L73 98H71V100H68L67 101V103L66 104H73L74 103V101H75V99H78L79 101H81L80 99H83L84 97L86 98L88 95H90V94H93L94 92L93 91H96L94 88L96 87V85L94 84V82H93V85H92V83H87V82H89V81H84L83 79H81ZM223 82H222V81ZM226 80V81H225ZM48 82H50L51 80H47ZM80 81V80H79ZM60 82V81H59ZM58 82V83H59ZM95 82H97V81H95ZM221 82V83H220ZM228 83V85H227V83ZM251 82H253V84H254V86H253V84H251ZM57 83V84H58ZM86 83V84H85ZM220 83V84H219ZM14 84V83H13ZM220 85V87H219V85ZM222 84V85H221ZM19 85H21L20 83H19ZM18 85V86H19ZM82 85H84V86H81ZM14 86V87H13ZM12 86V89H15L16 88V86L15 85H13ZM64 85H61L60 86V88H62ZM66 86H64V88L63 89H67V87ZM90 87V88H89ZM98 87V86H97ZM219 87V88H218ZM0 95L1 94H5L4 96H0V104L1 105H3V104H5L4 103V101L6 102V104L7 105H5V107H4V105L3 106H1L0 105V107H2V109L4 108H6L7 109V106L8 107H10V105L13 103L15 106H13V104H12V106L10 107V108H13V107H17V105H19V104H15L14 102H16L17 100L18 101H20V98H22V99H25V98H27V97H30L31 96V93H30V90H27L28 88H26V92L23 94V91L22 92H20L19 90V92H20V94H19V96L20 97H18V98H16V100H13L12 99V97H9L10 95H8V94H6V92L4 91L3 92V88L0 86ZM17 88H21V86H19V87H17ZM78 88H80L79 90H78ZM93 90H92V89ZM229 88V89H228ZM75 89V90H74ZM88 91H87V90ZM97 89V88H96ZM214 89H215V91H217V92H215L214 91ZM221 89H223V90H221ZM25 90V89H24ZM92 90V92L90 93V91ZM219 90V91H218ZM226 90V91H225ZM15 91V90H14ZM76 91V92H75ZM77 91H79L78 92V94H80V95H77ZM82 91V92H81ZM86 91H87V93H86ZM97 91H99L98 89H97ZM96 91V92H97ZM230 91V92H229ZM16 92V91H15ZM81 92V93H80ZM253 92V93H254ZM16 93H18V92H16ZM21 93L23 94V95H21ZM82 93H86L85 95L84 94H82ZM88 93H90V94H88ZM223 93L225 94L224 96H221V95H223ZM226 93H227V95H226ZM70 94V93H69ZM73 94H71V95H73ZM88 94V95H87ZM221 94V95H220ZM6 95H8V97L6 96ZM76 95V96H75ZM83 97H82V96ZM70 96V95H69ZM80 96V97H79ZM72 97V96H71ZM76 97V98H75ZM223 97H224V99H223ZM6 98L8 99V101L9 102H7V100H6ZM84 98V99H85ZM228 98V99H227ZM187 99V101H190V100H192V101H196V97H195V92H194V90L193 91H191V93H189V95H188V97L186 98ZM220 99V100H219ZM10 100H13V102L12 103H10ZM71 102H73V103H71ZM76 102H77V100H76ZM10 103V104H9ZM217 104H215V106L217 105ZM192 105H196L194 102H192ZM219 105V104H218ZM217 105V106H218ZM70 106V105H69ZM67 107V106H66ZM244 107V109L247 107L246 106V104L243 106ZM172 108V107H171ZM216 108H219V109H214L215 111L213 112L214 114H216V115H213L212 116V119H213V121H214V124H213V128L214 127H216L217 126V124L215 123L216 122V118L218 117V118H220L221 116V114H222V111H221V108L218 106V107H216ZM3 109V110H4ZM9 108H8V110H4V111H6V112H3V111H1V109H0V114H2V115H0V120H7V119H10L11 118V115L9 114V113H7V111L9 112ZM181 111H183L184 112V114L185 113H187L188 111L186 110V109H181ZM7 115H6V114ZM221 113V114H220ZM40 114V112H38L37 114H36V116L38 115V116H41V115H39ZM72 115L70 116V117H73V118H71L72 120H74L75 118L74 117H76L75 115H73V114H75V113H71ZM68 115H70V114H68ZM68 115H65V116H63L62 118H61V120H58V119H56L55 121L57 122V120H58V122H60V123H63V122H65L66 120H68V118H70V117H68ZM175 115H178L177 113L176 114H174L173 116H175ZM35 116V117H36ZM184 116H187L188 117V115H184ZM10 117V118H9ZM34 117V118H35ZM187 117H185V118H187ZM169 118H171V117H169ZM215 118V119H214ZM37 119V118H36ZM35 119V121L36 122H38L37 123V125L36 126H38L39 125V123H40V121H42V120H39V118L36 120ZM70 119V121H66V122H71L72 120ZM43 122V121H42ZM42 124V123H41ZM215 125V126H214ZM78 127H77V131H76V127H75V131L76 132H78V134L80 133V132H82V128H80L81 126H79V125H77ZM215 130H216V128H214ZM79 130H81L80 132H79ZM145 132H143V133H141V134H143L142 136L143 137H145V138H143L142 139V141H141V135H140V137H137L138 139H136L138 142H136V147H137V145H139V144H142V143H144V146H142V145H139L142 149L140 150V148L137 150H135V152H137L138 154H137V157L139 158H135L137 161H140V159H142V158H144V155H145V157H147V155H149V154H151V155H153L154 153L153 152H151V151H155V146H154V148H150V147H153L152 145H153V143H149V142H151V140H153V139H150V141H148L147 140V137H148V139L149 138H152V137H150V132H149V134H148V131L145 133L146 134V136H145V134H144ZM81 135L83 134L84 135V132H82V133H80ZM151 134H152V132H151ZM138 135V136H139ZM140 138V139H139ZM144 139H146V141H144ZM233 139L234 138H230V140L231 141H233ZM144 141V142H143ZM140 142V143H139ZM147 142V143H146ZM149 143V144H148ZM135 145H134V147H135ZM148 145V146H147ZM155 145V144H154ZM146 146V147H145ZM147 149H145V148ZM149 147V148H148ZM217 145L215 146V147H212V149H211V152H213L212 154H213V158H214V161H216V162H220V163H224V161L226 162V158H225V156L223 155V154H220L219 153V151L217 150ZM144 148V149H143ZM214 148V149H213ZM213 150V151H212ZM215 150V151H214ZM138 151H140V152H138ZM144 151V152H143ZM145 151H148V152H145ZM150 151V152H149ZM143 152V154H141ZM117 153L118 152H116L115 154H116V156H117ZM126 153V152H125ZM146 153V154H145ZM217 155H216V154ZM256 153H258V157L260 156L259 154H261L260 152H257V150H254L253 152H252V157H251V155L248 157V159H250V158H252V159H254L253 161H256L255 162V164L257 165L256 167H258V168H260V160H259V158L257 157V155L255 156V154ZM139 154H141V156L139 155ZM219 154V155H218ZM216 155V156H215ZM220 155H221V158H218V156L220 157ZM118 156H120V155H118ZM136 156V155H135ZM141 158H140V157ZM223 156V157H222ZM254 157V158H253ZM216 158V159H215ZM258 158V159H257ZM106 159H107V156L106 155H104V157H102L101 159H100V161L99 162H96V167L95 168H97V169H93V170H90V172H88V173H86L83 177H82V179H78V180H75V179H73V178H66L65 179V181L62 183V185H60V186H56V185H51L50 183H48V182H45V181H40V180H37V181H34V182H32V184H31V186L29 185V186H23V184H22V186L24 187H22V186H20V183H18L16 186H14V188H13V190H11V192H10V194H8L7 195V197H5L4 199H3V201H2V203H1V205H0V212H2L1 214H2V216H1V214H0V240H1V242H0V245L2 244V248H6V249H8L9 251L11 250V251H15V247H16V249H18V248H23V250L24 251H26V247H27V243L26 242H28L29 240H31V239H34L35 237H37V235L39 236H42L43 234L41 233L40 234V232L37 234V233H35L36 231H39L40 229H46L45 231H46V234H49L50 233V230L48 231V229H51V227L50 226H48V228L47 227H45L44 225H46V217H47V215H49V216H51L52 214H53V206H54V208H55V206H57L58 204H62V199L64 198V194L66 193V190H68V189H66V188H70V190H74V189H77V187L78 188H81L84 184H83V181L85 182V181H87L88 180V182H86V183H88V184H90L91 183V181L90 180H92V182L94 181V183H96V182H98L97 180H99V182H100V179H101V184L99 183V185H101L102 187H108V186H110V184H111V181H109V180H106L105 178L103 179L102 178V176H101V174L102 173H100V172H102L101 170H102V163H104V162H106ZM218 159V160H217ZM251 159V160H252ZM256 159V160H255ZM103 160V161H102ZM238 160V161H237ZM259 161V162H258ZM258 162V163H257ZM219 163V164H220ZM231 163H233L232 165H231V168L233 169V171L235 170V172H233V174L234 175H241V174H246L247 172V175H250V174H253V172H254V170H252V168L254 169V167L252 166L253 164H248V163H245V162H242V161H240L238 158L237 159H235V160H233ZM135 164V163H134ZM131 165H133V163L131 164ZM135 165H137V164H135ZM135 165H134V167H135ZM221 165V164H220ZM251 165V166H250ZM98 166V167H97ZM131 167V166H130ZM134 167H131V168H134ZM137 167L139 168V166L137 165ZM137 167L136 168H134L133 170H135V169H137ZM130 168V170H132ZM204 168V167H203ZM22 170H24V169H22ZM240 170V172H238ZM237 172V173H236ZM245 172V173H244ZM252 172V173H251ZM263 172H261V175L262 176H260V178H259V186H260V188H264V187H262V183L264 184V176H263V174H262ZM100 174V175H99ZM183 176H181V175ZM179 174V177H180V179L181 178H187L188 176H189V174L188 173H180ZM88 178V179H87ZM91 178H93V179H91ZM96 178H98V179H96ZM90 179V180H89ZM82 181V182H81ZM19 182V181H18ZM76 182V183H75ZM80 182V183H79ZM34 183V184H33ZM48 184V185H46V184ZM80 185H79V184ZM45 184V185H44ZM76 184H78V186L76 185ZM73 185H75V187H73ZM93 184H91V186H92ZM115 185H117V183L115 184ZM17 186H18V188H17ZM85 186V185H84ZM118 186V185H117ZM116 186V187H117ZM22 187V188H21ZM32 189H31V188ZM59 187H60V189H59ZM71 187H72V189H71ZM26 189V190H25ZM42 189V190H41ZM62 189H64V190H62ZM66 189V190H65ZM17 192H16V191ZM57 190H59V191H61V192H57ZM13 191V192H12ZM25 191V192H24ZM27 192V193H26ZM57 192V193H56ZM16 193V194H15ZM25 193V194H24ZM59 193V194H58ZM256 193H258V192H256ZM58 194V195H57ZM262 195H264V189H262ZM23 196V197H22ZM50 197V198H49ZM59 197V198H58ZM256 197H257V195H256ZM22 198V199H21ZM47 199H48V201H47ZM110 200V201H109ZM4 201H5V203H4ZM107 201H109V203L107 202ZM124 201H126V200H122L121 201V203L123 202V203H125ZM107 202V203H106ZM106 209H108V210H110V208H111V210L110 211H112L113 210V208H114V201L112 200V197L110 198V199H107L106 200ZM4 203V204H3ZM101 203V202H100ZM113 205H112V204ZM53 204V205H52ZM112 206H111V205ZM9 205V206H8ZM52 206V208H51V206ZM101 206H103L104 208H105V204L102 202L101 204H100ZM99 204L97 205V204H95V206H97V208L100 206ZM59 206V205H58ZM100 206V207H101ZM107 206H108V208H107ZM111 206V207H110ZM93 206H91L90 204H87L86 205V209H88V210H90V208L91 209H94V208H96V207H94V208H92ZM110 207V208H109ZM4 208V209H3ZM8 208V210H6ZM125 209L124 210H126V207H124ZM102 209V208H101ZM98 210H100L99 208L96 210V211H98ZM92 212L93 211H95V209L94 210H91ZM110 211H108V212H110ZM30 212V213H29ZM52 213V214H51ZM251 213H254V212H250L249 214H248V216L250 215V217H252V218H259L260 216H254L253 214H251ZM45 214H47V215H45ZM157 214H159V212H157L156 213V216H159V215H157ZM83 215H85L84 213H83ZM237 215H240V217H241V214H237ZM236 215V216H237ZM46 216V217H45ZM82 216V214H80V215H78L77 216V218H76V216L75 217H73V219H72V221L74 220H77V219H80V217ZM226 216H229L230 218H228L227 217V219H228V221H227V219H226ZM225 216V219H223V221H224V223L226 222H228L227 224L225 223L224 225L226 226V228H228V230L229 229H232L233 227L232 226H234L235 225V223H234V221H233V219H235V221H236V219L238 218V220L236 221V223H237V225L238 226H240L241 227V225H240V223L238 222L239 220H240V218L239 217H236L235 215H232V214H230V215H226ZM254 216V217H253ZM45 217V218H44ZM123 217H125V213L122 215V218ZM76 218V219H75ZM82 218V217H81ZM121 218V216H120V219H122ZM162 218V217H161ZM171 218H173V217H171ZM249 218V217H248ZM43 219V220H42ZM162 219H164V218H162ZM229 219H231V220H229ZM246 219H247V217H246ZM42 220V221H41ZM82 220V219H81ZM79 220V223H78V220L77 221H75L76 222V224L74 223H70L73 227H76L77 229H79L80 227H83V225H84V227L83 228H85V227H87V226H85V224H84V221L82 220ZM167 220H169V219H167ZM65 221H67V220H65ZM151 221H152V223H151ZM154 221V222H153ZM231 221H233V222H231ZM240 221H242V220H240ZM42 222V223H41ZM45 222V223H44ZM81 222H83V225H82V223ZM166 222H168V221H166ZM231 223V226H229L228 224H230ZM250 222V221H249ZM247 223V225L248 224H253L252 222H250V223ZM77 223L79 224V225H77ZM122 223H123V221H122ZM34 224V225H33ZM42 224V225H41ZM37 225H41V227H40V229H39V226H37ZM82 225V226H81ZM152 225V226H151ZM36 228H35V227ZM44 226V227H43ZM147 230H149V232L151 233V232H154V231H156V230H154V229H156L155 227H157V228H159V232H160V235H161V231L160 230H162L163 228V225H158L157 224V222H156V219H153L152 218V220L150 219V224H149V222H147L146 223V225L144 224L143 225ZM162 226V227H161ZM196 226H198V225H196ZM201 226V225H200ZM199 226V227H200ZM225 226H224V228H225ZM17 227L19 228V229H17ZM32 227V228H31ZM33 227L35 228V229H33ZM143 227V228H144ZM203 226H201V228H202ZM27 228H29V230L27 229ZM30 228L31 229H33V230H30ZM153 228V229H152ZM162 228V229H161ZM194 228H196L195 226H194ZM204 228V227H203ZM225 228V232H228L229 234L231 233V232H233L232 230H231V232L230 231H228L227 229ZM249 228V227H248ZM21 229V230H20ZM26 229V230H25ZM196 229H199L198 227L196 228ZM211 229V228H210ZM209 229V230H210ZM17 230V231H16ZM20 230V231H19ZM89 230V229H88ZM209 230H205V232H197L196 234H197V236H196V239L198 240H196V242H197V244H198V247L201 249L202 248V250L203 251H205L206 250V248L207 247H205V245L206 246H208L209 244H210V242H212L211 240H212V238H215V234H213V236L211 235L212 233H214L213 232V230L211 229L210 231ZM16 233H15V232ZM23 231V232H22ZM100 230L98 229V231L96 232V233H98ZM163 231V230H162ZM19 232H20V234H19ZM25 232V233H24ZM26 232H30V234L32 235H29L28 237L26 236ZM35 234H34V233ZM84 232L85 233H87L86 235H88V237L85 235L82 239H80V238H78L76 235H74V237H73V239H74V241L76 242L77 241V243H76V248L74 247V250L72 251V253L70 252V253H68V255H66V257L68 256V257H70L71 256V254H73V253H75V254H78L79 255V253L81 252V251H79V250H84V251H86V248H85V246H87V248L88 249H92L93 248V246H95V250H99V248L100 247H104V249H105V258L109 261V264H115L116 263V260L114 261V259H115V256H114V252H113V248H112V246H111V244H110V242H109V240H110V238H109V236H107V235H101V234H99V236L98 235H95L96 233H94V232H88L87 231V228H85L84 229ZM211 232V233H210ZM253 232V234L252 235H255L257 232H256V230L254 231H252ZM254 232H256V233H254ZM9 233H11V234H9ZM89 233V234H88ZM204 233V234H203ZM228 233H226V234H228ZM18 234V235H17ZM105 234V233H104ZM209 234V235H208ZM226 234L224 235V237H226ZM228 234V235H229ZM6 235V236H5ZM11 235V236H10ZM203 235V236H202ZM227 235V236H228ZM2 236V237H1ZM18 236V237H17ZM22 236H24V237H22ZM182 236V235H181ZM210 236V237H209ZM8 237V238H7ZM15 237V238H14ZM76 237V238H75ZM85 237H87V238H85ZM102 237V238H101ZM108 237V238H107ZM205 238V240H204V238ZM223 237V238H224ZM19 238V239H18ZM22 238H23V240H22ZM99 240H98V239ZM200 238H202V239H200ZM211 239L210 241H208V239ZM249 238V237H248ZM253 238H255V240H257V238H258V235H255V237L253 236L252 238L250 237V239L252 240ZM27 239V240H26ZM80 239V240H79ZM10 240V241H9ZM23 242H22V241ZM82 240H84V241H82ZM254 240V239H253ZM254 240V242H256ZM2 241H5V242H2ZM86 241V242H85ZM201 243H200V242ZM206 241H208V245H207V242ZM258 241L259 240H257V243H258ZM261 241V240H260ZM8 242H10V245L9 244H7ZM18 242H19V244L20 245H18ZM15 243V244H14ZM24 244V246H23V244ZM26 243V244H25ZM203 243V244H202ZM256 243V244H257ZM262 243H264V240L262 241ZM7 245V247H9V248H7L5 245ZM43 244V243H42ZM41 244V245H42ZM79 244V245H78ZM118 244H120L121 245V243L118 241ZM201 244V245H200ZM40 245V246H41ZM81 245H82V247H81ZM85 245V246H84ZM227 246V245H226ZM0 248H1V246H0ZM1 248V249H2ZM80 248V249H79ZM124 248V247H123ZM204 248V249H203ZM77 249H79V250H77ZM3 250V249H2ZM79 252V253H78ZM207 252V251H206ZM220 252H225V248L222 250V251H220ZM219 252V253H220ZM61 253V252H60ZM87 253H89V252H87ZM223 253H221L220 255H222ZM87 256H89V258L91 257L90 256V253L89 254H87ZM65 257V258H66ZM63 259V260H65V261H67V264H73V261H72V257H70V258H67V259ZM63 260H61V262L63 261ZM68 260H70V261H68ZM58 263L57 264H59V262L60 261H57ZM64 262V261H63ZM51 264V263H50Z\"/></svg>",
	"mask_w": 264,
	"mask_h": 264
},
{
	"label": "snow or ice",
	"instance_id": "6c2138e0",
	"mask_svg": "<svg viewBox=\"0 0 264 264\" xmlns=\"http://www.w3.org/2000/svg\"><path fill=\"white\" fill-rule=\"evenodd\" d=\"M218 5H212L213 8H216ZM8 7H10L9 5L5 4L3 2V0H0V9H4L6 10ZM201 8H205L207 7V5H201ZM249 7V5H245V8ZM253 12L249 14V16L251 17L248 20L249 25L253 24L254 22L256 23L257 27L259 28V39L261 42V45L264 46V0H261L260 5H251ZM257 7H259V18L257 19V13H256V9ZM226 15H230V13H224V12H220L218 14L215 15V24H219L220 26H223L226 23L225 20V16ZM212 19V15L210 14L209 16V21H211ZM209 21H205V23H208ZM215 26V25H213ZM244 27L243 24V19H241L240 22V28L237 29V32H239L242 28ZM253 39H255V37H252ZM7 59V57H5ZM261 89L264 90V80H262L261 82ZM236 91H240V89H236ZM243 95V93H242ZM71 119V117L69 118ZM79 119H84V117H79ZM262 123H264V120H262ZM66 127H70L73 125H70L66 122L65 124ZM89 127V125L86 123L85 124V128ZM13 131H19V129H13ZM232 135H236L235 132L232 133ZM89 136H91V133H89ZM5 143L7 144H11L12 143V137L9 136ZM17 152H19V148H17ZM260 156H259V160H260V171L264 172V144H262L260 146ZM12 154V149L9 148L8 152H7V156L5 157V163H7V158L10 157ZM0 155H4L3 151L0 150ZM237 157L239 158L240 161L248 163V164H253V166H255L254 161L248 159V156L242 155L240 153H237ZM20 157L19 155L17 156V160H19ZM231 159V158H229ZM198 164V162H196ZM18 175V173L15 171V166H13V170H12V175L9 176L8 175V170H0V188H5L8 187L9 185L12 184L14 177H16ZM212 175H213V170L209 169V182H211L212 179ZM161 180H163V177H161ZM149 187H152V185H149ZM158 188L162 189L163 188V184H159L157 185ZM185 187H187V185H185ZM262 187H264V184H262ZM177 192H179V188L177 187ZM157 199H163L162 194L157 196ZM171 203V201H170ZM177 203H179V201L177 200ZM259 216L264 217V208H262L260 210V212L258 213ZM156 219V222L158 225H163L165 228L167 227L166 224V217L164 219H161L159 217L154 218ZM261 223L264 224V219L261 220ZM91 225H88V228L91 229ZM75 231V230H74ZM242 231H246V229H242ZM166 233H162V235H165ZM86 233L81 232V236H85ZM261 240H264V228H261ZM69 247V249H71V245H66ZM86 248V252H89L91 254V258L88 259H84L81 258L77 261H73V264H109V261L105 258V249L104 247H100L99 250H95V246H93L92 249H88L87 246H85ZM119 252V250H117ZM251 251V250H249ZM3 255H7V253H0ZM27 260V257H25L23 260L20 261H16V260H11V261H3L0 262V264H25ZM60 264H67V261L64 262H60ZM125 264H127V262H125ZM141 264H144V262H141ZM151 264V262H150ZM193 264H195V262H193ZM233 264H264V246H262L261 250H260V259L257 261L255 259H249L247 255L243 254L241 255V258L239 260H236L233 262Z\"/></svg>",
	"mask_w": 264,
	"mask_h": 264
}]
</instances>
